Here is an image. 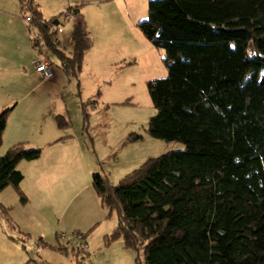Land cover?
I'll return each instance as SVG.
<instances>
[{
	"label": "trees",
	"instance_id": "trees-1",
	"mask_svg": "<svg viewBox=\"0 0 264 264\" xmlns=\"http://www.w3.org/2000/svg\"><path fill=\"white\" fill-rule=\"evenodd\" d=\"M19 3L40 38L31 46L49 49L77 79L91 48L82 23L67 54L57 42L60 15L45 20L36 0ZM82 6L67 11L77 16ZM136 26L168 61L167 75L147 83L156 111L147 133L184 149L149 158L117 185L92 174L101 205L117 217L106 243L142 249L144 264H264V0H151ZM11 111H0V147ZM55 123L69 127L60 115ZM40 155L22 143L8 148L0 193L12 187L27 203L17 164Z\"/></svg>",
	"mask_w": 264,
	"mask_h": 264
},
{
	"label": "crops",
	"instance_id": "crops-1",
	"mask_svg": "<svg viewBox=\"0 0 264 264\" xmlns=\"http://www.w3.org/2000/svg\"><path fill=\"white\" fill-rule=\"evenodd\" d=\"M80 1L36 0L45 20L61 15L70 7L83 5L84 2ZM108 1L111 0H92L86 4H110ZM19 5V0H0V111L12 107L2 140L9 145L29 143L35 148L41 147V155L36 160L17 164V170L23 177L19 189L27 203L20 202L17 191L12 187L0 193V205L7 209L5 213L0 210V264H70L66 248L60 243L62 232L69 226L67 208L71 204L70 195L78 190L75 182L78 175L70 176L72 172L69 169L81 159L83 163L88 162L82 148L72 145L73 137L57 128V112L45 105L53 100L54 95H63L60 83L67 77L61 71L60 63L54 66L45 57L46 53L40 56L48 62L51 78L45 81L35 71L39 55L31 46L29 30L19 18ZM86 7L79 8V16L87 10ZM115 15H84L82 25L90 38L91 48L84 55L81 72L88 66L96 77L117 64L115 61L127 43L126 30L137 29L136 24L145 17L140 15L129 20L117 15L118 21ZM123 24L128 26L127 29ZM72 31L73 26L57 34L59 49L65 53L72 51ZM49 83L53 92L48 88ZM37 85L44 90H38ZM74 223L71 217L70 224Z\"/></svg>",
	"mask_w": 264,
	"mask_h": 264
},
{
	"label": "rangeland",
	"instance_id": "rangeland-1",
	"mask_svg": "<svg viewBox=\"0 0 264 264\" xmlns=\"http://www.w3.org/2000/svg\"><path fill=\"white\" fill-rule=\"evenodd\" d=\"M86 1L92 0L80 1L84 2V7L87 6L80 16L72 17L73 14L67 10L61 13L70 14L66 24L62 23L64 31L67 27H74L76 22L84 24V15L94 13H116L120 18L129 20L145 15L140 19L144 20L151 0H122L123 3L111 0L107 2L110 4L103 2L104 5H88ZM19 18L25 24L20 5ZM34 34L29 31L30 37ZM124 35L127 43L115 61L117 64L96 77L95 72H90L87 66V70L80 73L79 81L64 74L69 80L66 78L60 83L63 95H54L53 100L45 104L57 112V116L68 119L69 127L64 134L73 137L72 145L82 148L88 162L83 163L81 159L69 169L72 172L70 176L78 175L75 180L78 190L70 195L73 200L69 201L71 204L67 208L69 226L68 230L62 232L64 236L60 237V243L66 248L70 264H144L142 249H125L121 239L106 243L105 237L115 228L117 217L115 212L110 213L108 208L101 205L91 185V176L97 173L110 184L117 185L125 175L149 158L184 149L182 143L154 139L147 133L149 120L156 113L147 92V83L167 75L168 61L161 50L155 49L142 37L138 28L126 30ZM42 51L54 66L58 64L59 60L49 49L43 47ZM37 87L44 90L40 85ZM48 88L53 92L52 84L49 83ZM136 136H140L141 140H129ZM23 144L27 148H35L29 143ZM11 146L2 140L0 156ZM71 217L75 220L73 225L70 224ZM81 245H86V252L78 251Z\"/></svg>",
	"mask_w": 264,
	"mask_h": 264
},
{
	"label": "built area",
	"instance_id": "built-area-1",
	"mask_svg": "<svg viewBox=\"0 0 264 264\" xmlns=\"http://www.w3.org/2000/svg\"><path fill=\"white\" fill-rule=\"evenodd\" d=\"M20 10H21V17H22L24 23L28 26L32 21V15L24 3H20ZM69 18H70V14L68 12H65L62 15H60L59 24H58V27L56 30L57 34H59L62 31L61 26H62L63 21H66ZM39 41H40V38L37 35H31V37H30L31 44H34V43L39 42ZM38 55L39 56L36 59V64H35V71L38 72L43 79L48 80L52 76L51 68H50L48 62L46 61V59L44 57L40 56L42 54H38ZM63 236H64V234L61 235V237H63ZM78 251L86 252V245H81L80 248L78 249Z\"/></svg>",
	"mask_w": 264,
	"mask_h": 264
}]
</instances>
